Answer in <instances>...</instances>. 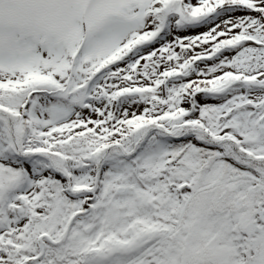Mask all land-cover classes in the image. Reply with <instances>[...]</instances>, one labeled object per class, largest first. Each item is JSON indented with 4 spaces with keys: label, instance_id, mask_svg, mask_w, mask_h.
Wrapping results in <instances>:
<instances>
[{
    "label": "snow or ice",
    "instance_id": "snow-or-ice-1",
    "mask_svg": "<svg viewBox=\"0 0 264 264\" xmlns=\"http://www.w3.org/2000/svg\"><path fill=\"white\" fill-rule=\"evenodd\" d=\"M0 264H264V0H0Z\"/></svg>",
    "mask_w": 264,
    "mask_h": 264
}]
</instances>
